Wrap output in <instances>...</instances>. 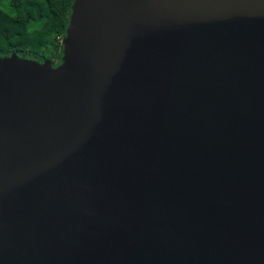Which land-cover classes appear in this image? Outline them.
<instances>
[{"label":"water","instance_id":"water-1","mask_svg":"<svg viewBox=\"0 0 264 264\" xmlns=\"http://www.w3.org/2000/svg\"><path fill=\"white\" fill-rule=\"evenodd\" d=\"M61 44L0 60V264H264V0H75Z\"/></svg>","mask_w":264,"mask_h":264},{"label":"trees","instance_id":"trees-1","mask_svg":"<svg viewBox=\"0 0 264 264\" xmlns=\"http://www.w3.org/2000/svg\"><path fill=\"white\" fill-rule=\"evenodd\" d=\"M74 1L0 0V60L14 54L41 65L47 62V53L57 51L51 65L61 66V40L67 36ZM3 2L8 10L2 8Z\"/></svg>","mask_w":264,"mask_h":264},{"label":"rangeland","instance_id":"rangeland-1","mask_svg":"<svg viewBox=\"0 0 264 264\" xmlns=\"http://www.w3.org/2000/svg\"><path fill=\"white\" fill-rule=\"evenodd\" d=\"M50 1L51 2H55V1H58V0H50ZM2 8L4 10H8V6H7L6 2L2 3ZM56 59H57V51L47 53V62L49 64L54 63L56 61Z\"/></svg>","mask_w":264,"mask_h":264}]
</instances>
